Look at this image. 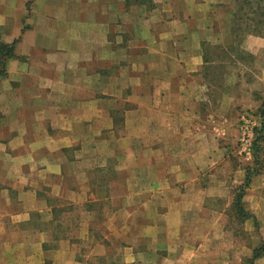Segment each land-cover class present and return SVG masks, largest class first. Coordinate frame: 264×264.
I'll return each instance as SVG.
<instances>
[{
    "label": "crops",
    "instance_id": "obj_1",
    "mask_svg": "<svg viewBox=\"0 0 264 264\" xmlns=\"http://www.w3.org/2000/svg\"><path fill=\"white\" fill-rule=\"evenodd\" d=\"M217 1L0 0V264L252 256L264 168L238 138L256 103Z\"/></svg>",
    "mask_w": 264,
    "mask_h": 264
},
{
    "label": "rangeland",
    "instance_id": "obj_2",
    "mask_svg": "<svg viewBox=\"0 0 264 264\" xmlns=\"http://www.w3.org/2000/svg\"><path fill=\"white\" fill-rule=\"evenodd\" d=\"M257 1L258 0H256V2ZM217 2L218 3L214 4V8H213V10L219 15V19L217 23L218 28L216 27L217 31L222 33L223 32L230 33L232 35L234 12L237 10L236 4L233 0H219ZM247 14L248 13L244 15V18L246 16H249ZM256 18H259V15H256ZM261 18L262 21L264 22V16ZM246 24H252V22L246 21L245 25ZM247 27L248 26H244L239 32L244 33V31H247ZM249 28L252 29L251 26H249ZM257 30L259 32L258 34H249L254 36L255 47L257 49L256 53H252L246 50V43L244 42V40L248 35H245L241 41L235 40V44H232L227 47L231 51V54L235 56V59L237 61L236 63L235 62H231V63H234L236 66H240L241 69L243 70L242 73L238 74L240 81H242L243 84L246 83L250 84V87L248 85H243L242 86L243 90L236 89L237 93L239 94V97L243 98L244 102L250 97L251 99H254L256 103L255 107L251 109L246 108L242 110V113L240 115L241 117L243 114L249 113L254 117L255 136L257 129L260 128L262 123H264V23L259 24ZM224 49L225 48L221 46H216L212 50L210 49V51L212 52L213 55L217 53L220 56H228L226 60L230 61L229 54L223 55L222 50ZM239 60L242 63L241 65L238 62ZM253 153H254V146H253ZM260 160H261V164L260 165L258 164L259 165L258 167L264 168V142H263V151L260 154ZM244 264H247L246 261H244Z\"/></svg>",
    "mask_w": 264,
    "mask_h": 264
},
{
    "label": "trees",
    "instance_id": "obj_3",
    "mask_svg": "<svg viewBox=\"0 0 264 264\" xmlns=\"http://www.w3.org/2000/svg\"><path fill=\"white\" fill-rule=\"evenodd\" d=\"M236 4L237 10L234 12L233 26H232V35L234 36V41H241L245 35L249 34H258L257 27L259 24L264 23L262 18L264 16V0H233ZM245 10V11H244ZM258 10V11H257ZM249 11V12H248ZM244 18V15H246ZM256 15H259V18H256ZM251 16V17H250ZM257 19V20H256ZM246 21H251L252 24H246ZM244 26L247 27V31L244 33L239 32ZM252 27V29L249 28ZM14 44H0V77L6 75V63L7 61L15 57L14 53ZM263 142H264V123L256 131V136L254 140V161L256 165L261 164L260 154L263 151ZM258 165V166H259ZM248 171V175H249ZM264 256V240L261 245L256 247L253 250V254L250 258L246 260L247 264H254V261L258 258Z\"/></svg>",
    "mask_w": 264,
    "mask_h": 264
},
{
    "label": "built area",
    "instance_id": "obj_4",
    "mask_svg": "<svg viewBox=\"0 0 264 264\" xmlns=\"http://www.w3.org/2000/svg\"><path fill=\"white\" fill-rule=\"evenodd\" d=\"M239 131L238 148L240 154L251 158L253 156L255 138V121L251 114L245 113L240 117Z\"/></svg>",
    "mask_w": 264,
    "mask_h": 264
}]
</instances>
